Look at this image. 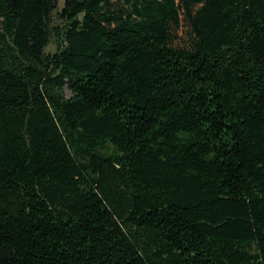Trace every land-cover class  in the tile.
<instances>
[{
  "label": "trees",
  "instance_id": "16d2710c",
  "mask_svg": "<svg viewBox=\"0 0 264 264\" xmlns=\"http://www.w3.org/2000/svg\"><path fill=\"white\" fill-rule=\"evenodd\" d=\"M0 264H264V0H0Z\"/></svg>",
  "mask_w": 264,
  "mask_h": 264
},
{
  "label": "rangeland",
  "instance_id": "374dc122",
  "mask_svg": "<svg viewBox=\"0 0 264 264\" xmlns=\"http://www.w3.org/2000/svg\"><path fill=\"white\" fill-rule=\"evenodd\" d=\"M58 2H59V9H60L61 6L63 5V0H58ZM52 48H53V45H50L49 49L53 50Z\"/></svg>",
  "mask_w": 264,
  "mask_h": 264
}]
</instances>
